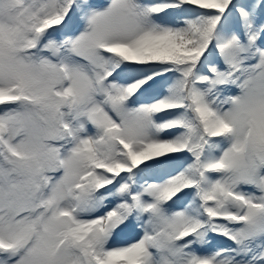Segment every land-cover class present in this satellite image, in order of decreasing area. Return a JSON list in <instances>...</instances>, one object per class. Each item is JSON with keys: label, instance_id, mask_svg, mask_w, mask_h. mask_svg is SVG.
<instances>
[{"label": "snow or ice", "instance_id": "snow-or-ice-1", "mask_svg": "<svg viewBox=\"0 0 264 264\" xmlns=\"http://www.w3.org/2000/svg\"><path fill=\"white\" fill-rule=\"evenodd\" d=\"M0 264H264V0H0Z\"/></svg>", "mask_w": 264, "mask_h": 264}]
</instances>
